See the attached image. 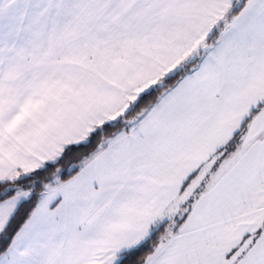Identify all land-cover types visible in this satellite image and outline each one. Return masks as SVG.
<instances>
[{
	"label": "snow or ice",
	"instance_id": "1",
	"mask_svg": "<svg viewBox=\"0 0 264 264\" xmlns=\"http://www.w3.org/2000/svg\"><path fill=\"white\" fill-rule=\"evenodd\" d=\"M0 264H264V0H0Z\"/></svg>",
	"mask_w": 264,
	"mask_h": 264
}]
</instances>
